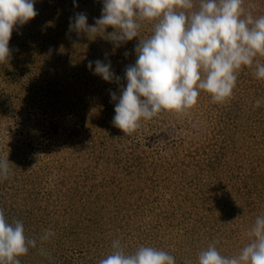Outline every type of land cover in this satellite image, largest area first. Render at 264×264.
<instances>
[{"label": "trees", "instance_id": "1", "mask_svg": "<svg viewBox=\"0 0 264 264\" xmlns=\"http://www.w3.org/2000/svg\"><path fill=\"white\" fill-rule=\"evenodd\" d=\"M194 3L198 9L200 0ZM34 7L41 14L29 22L40 25L33 32L24 24L25 33L9 41L15 59L0 63V131L11 128L7 108L24 111L15 122L21 140L9 135L0 143V158L11 162L9 177L0 178V210L8 222H22L26 238L37 241L17 257L20 264H99L116 250V241L126 254L140 247L165 251L175 264H198L199 253L210 244L223 256H239L254 239L249 232L256 217L264 216V78L256 77L255 63L236 71L233 95L225 102H214L200 90L197 111L206 118L197 120L190 132L178 123L175 129L161 124L159 134L149 133L162 145L155 150L161 151L163 163H156V157L145 153L152 150L150 140L131 141L134 132L112 136L107 127L108 117L115 116L118 89L127 83L125 68L135 64V46L153 34L158 19L141 21L139 37L116 47L122 48L123 57L114 72L121 78L118 85L95 75V66L87 68L88 44L106 40L114 31L111 26L105 36L99 30L88 38L69 31L70 18L77 13L72 6L57 8L39 0ZM102 8L103 2L96 13L86 8L89 25ZM244 13L264 16L256 10ZM100 51L109 58L111 53ZM254 59L264 64V56ZM24 67L27 78L19 74ZM32 73L43 77L38 78L41 83L19 91ZM43 75L52 81L45 84ZM69 92L80 93L73 106L60 101ZM32 102L35 110L52 117L73 110L82 126L70 127L64 119L45 125L30 108ZM188 112L167 117L179 122ZM139 129L144 130L141 122ZM177 131L181 142H166ZM48 231L52 235L42 240Z\"/></svg>", "mask_w": 264, "mask_h": 264}, {"label": "clouds", "instance_id": "2", "mask_svg": "<svg viewBox=\"0 0 264 264\" xmlns=\"http://www.w3.org/2000/svg\"><path fill=\"white\" fill-rule=\"evenodd\" d=\"M35 0H0V63L12 58L9 47L14 28L38 15ZM243 0H103L102 14L89 25L83 12L70 18L69 31L84 33L89 38L111 26L114 31L105 38L120 47L139 37L140 22L158 19L153 34L139 39L135 46V64L126 66L113 125L125 134L140 127L141 119L149 120L164 111L181 113L193 108L200 90L214 102H225L233 95L236 71L255 63L256 77L264 78V64L254 58L264 56V16L245 15ZM127 55V53L125 54ZM106 82L120 83L111 62L89 61L87 67ZM113 101L116 93L111 94ZM260 101H256L259 106ZM11 163L0 158V178L11 174ZM52 233L46 232L42 240ZM254 239L242 248L239 256L221 255L214 245L201 251L198 264H264V216H258L250 229ZM35 239L25 236L23 223L6 220L0 210V264H20L17 257L36 247ZM116 249L99 264H175L174 257L152 247H140L135 254Z\"/></svg>", "mask_w": 264, "mask_h": 264}, {"label": "rangeland", "instance_id": "3", "mask_svg": "<svg viewBox=\"0 0 264 264\" xmlns=\"http://www.w3.org/2000/svg\"><path fill=\"white\" fill-rule=\"evenodd\" d=\"M36 1H39V0H35V2ZM42 1L52 2V3L56 4L57 8H67V7H71L72 6L71 8L76 9L77 13L78 12H83V13H86V14L88 13V10L86 8H91V7H92V10H94V13H96L99 10V6L103 2V0L102 1H98L97 3H94L96 5H93V4H91V2L87 3L86 2L87 0H42ZM263 2H264L263 0H243L242 7H243L244 11H245V9H249L251 11L256 10V12H264V3ZM38 5H39V7L40 6L46 7V5H42L39 2H38ZM50 8L51 7H49V9ZM36 11L38 12V15L35 18H39L38 16L41 14L39 12L40 10H36ZM46 11H47V9L45 10V12L42 11V12H44L43 13L44 16H45ZM35 18H33V19H35ZM26 25H28L29 29L34 32V30H35L34 26H38L40 24H39L38 20H36L35 25H34V23H31L29 21L26 23ZM21 27H23V25L22 26L17 25L14 28V32L12 33V36H11V40L12 41H13L12 37L15 38V35L17 37V36L25 33L24 32L25 30L23 28H21ZM16 31H18V34H15ZM106 40L105 39L94 40L95 44H88V46L90 48L89 55H88L89 58L88 59H89V61L101 60V61H103L105 63L110 61L111 62L112 71L115 72V71H117L118 69H120L122 67L121 66V60L123 58L122 54H121V49L122 48L121 49L120 48H116L114 46V44H111L110 42L106 43ZM100 50H104L105 52L111 53V54L108 55L109 58H105L103 53H101ZM28 52H31V51L28 50ZM12 58L15 59L14 56H12ZM65 65H66V69L65 70H67L68 69V65L67 64H65ZM93 66H95V65L93 64ZM25 70L26 69L24 67L23 71H20L19 74H21V73L23 74L24 73V78H27V75L25 74ZM12 73H13V71H10L9 76L7 77L8 83L11 80L10 76L12 75ZM43 76H44V79L46 80L45 84L48 81H52L51 79H46L47 76H45V75H43ZM39 77L41 79H43V77L40 76L39 74H36V73L30 74V76L28 77L29 80L28 79L24 80V85H23V87L20 88L19 91H21L23 89H26L27 87H31L32 83L33 84H37L38 83V85H39L41 83V82H38V78ZM3 80H4V77H3ZM3 80H0V82L2 83ZM93 81H95V78H93ZM86 83L89 84V82H86ZM98 84H100V83H97L95 85H98ZM126 84H124L123 87H126ZM59 85L61 86V82L59 83ZM76 85H78V84H76ZM95 85H92L91 87H93ZM121 87H119L118 90L121 91ZM21 94L22 93H20V95ZM78 94L79 95L75 96L74 93L69 92L65 96L60 98V101L62 100L61 102H63L65 105L66 104H70V105L73 106V105H75L77 103V101L79 99L80 93H78ZM16 98L17 97H14L13 99L15 100ZM86 101H87L86 99L83 100V103H85ZM27 105H29V102L27 103ZM91 106H92L91 102L87 101V106L86 107L92 109ZM30 108L32 110L36 111V114H34V115H36L42 121V123H44L45 125H46V123H48L50 121H53V120H56V119H60V120L64 119L66 124L69 125L70 127L79 129L80 126H82V121H80L78 116H76L73 113V110L69 111L67 113H62V114L58 115L57 117H52V115H50V113H48V112H43L42 110H35L36 103H34V102L31 103ZM58 108L61 109L62 105L59 104ZM76 108H78V107H76ZM7 110H8L7 111V114H8L7 121H8V124H9V126L11 128L6 130V132L0 131V143L1 144H4V140L9 135H14V137L17 140H21V138L16 133V130H15L16 129L15 128L16 124H15V122H18L22 118L21 116L24 115V111L22 109L21 110L15 109L14 111H11L10 107H9V109L7 108ZM81 111H83V110H80V112ZM181 113L183 114L184 111L181 112ZM202 113H200V111L199 112L197 111V105H195L193 108L189 109V112L187 114H185L186 118H184L181 121L178 120L179 122H176L173 119L169 120L168 117H167L168 115H176V114H179V113L168 112V111H164L161 114H158L157 116H155V117H153L152 119H149V120H145V119L142 118L141 119V124H142L144 130H141L139 128L137 130H135L134 131V136H132V138L130 140L131 141H137L138 140L140 142H145V141H149L150 140V142L153 144V145H151V149L152 150L148 151V152H145V153L147 155H149V157H156V163H163L162 162V158H161V151L155 150L157 148L162 147V145L159 142H157V140L154 138L155 136L151 137V135L149 133L159 134L162 131V129H163L162 127H160L161 124H163V127H167L168 129H169V127H171L170 128V130H171L172 128H174L173 126L177 125L178 123L180 124V126L186 124L185 131L188 130V132H190V129H192L193 127H196V121L197 120L200 121L201 123L205 120L206 117H204V114H202ZM61 115H63V116H61ZM108 119H109V123H108V127H107L108 128V134H110L112 136H115L117 134L123 133L122 130H120L119 128H117V127H115L113 125V118L112 117H108ZM167 120H169V122H165ZM147 127H150L151 129H153V131H148ZM176 134H177V136H172L170 138H167L166 142H169V144L180 143L181 139H179V137L181 138V135L179 134L178 131L176 132ZM44 145H45V143L41 144V146H44ZM1 153L4 154V150H2ZM216 193H217V195H221V192L216 191ZM231 198H233V197H225V199H231Z\"/></svg>", "mask_w": 264, "mask_h": 264}]
</instances>
